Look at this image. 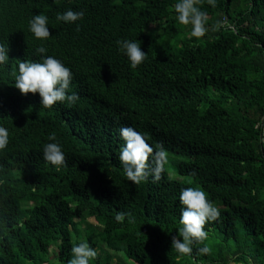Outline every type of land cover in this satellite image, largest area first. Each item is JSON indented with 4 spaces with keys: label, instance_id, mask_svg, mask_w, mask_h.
<instances>
[{
    "label": "trees",
    "instance_id": "obj_1",
    "mask_svg": "<svg viewBox=\"0 0 264 264\" xmlns=\"http://www.w3.org/2000/svg\"><path fill=\"white\" fill-rule=\"evenodd\" d=\"M176 2L0 0V42L9 45L0 68V127L8 132L0 264H68L81 241L97 252L90 264H112L98 250L132 264H264V0H198L210 26L200 39L177 22ZM69 9L83 10V19H55ZM41 13L46 40L28 28ZM217 20L224 26L212 31ZM121 39L140 43L147 59L132 68ZM40 45L70 67L75 103L46 108L38 93L15 87L20 60L39 59ZM128 126L175 159V178L164 164L158 180L154 172L128 180L119 159V130ZM52 133L65 153L60 166L43 158ZM196 186L220 217L205 224L207 241L181 255L172 248L183 226L179 197ZM89 217L103 228L101 242L79 235ZM205 244L208 253L199 251Z\"/></svg>",
    "mask_w": 264,
    "mask_h": 264
},
{
    "label": "clouds",
    "instance_id": "obj_2",
    "mask_svg": "<svg viewBox=\"0 0 264 264\" xmlns=\"http://www.w3.org/2000/svg\"><path fill=\"white\" fill-rule=\"evenodd\" d=\"M208 3L215 7V0H208ZM176 19L180 25L190 26V35L197 39L203 38L210 30L209 17L206 11L198 6V0H177L175 3ZM83 10L74 11L69 9L64 12H57L55 19L65 23H76L83 19ZM224 26L223 20H217L211 25L212 31H219ZM29 31L39 40H46L51 36L49 30V17L44 14H33L28 21ZM119 51L124 54L132 68L138 67L146 59L148 54L142 50L140 43L135 40L121 39L117 41ZM48 49L43 45L35 48V56L39 59L23 60L18 64V74L15 72V87L22 94L38 93L41 97L42 106L50 108L57 102L67 101L75 103L78 96L75 93L68 94L73 73L70 67L52 55H45ZM9 60V45L0 42V68L6 65ZM124 145L120 150L119 159L123 164L124 171L129 181L140 183L150 172L155 173V178H160L163 165L167 163V153L160 149L154 150L147 142V137L128 126L119 130ZM50 142L43 146V158L52 165L60 166L65 164V153L62 144L55 133L49 135ZM8 143V132L0 127V150H3ZM152 158L153 166L149 165V158ZM180 203L183 206L180 215V223L183 225L178 229V237H173L172 248L181 254L189 255L193 252L194 242L208 240V232L204 226L209 221H215L220 217V209L208 199L207 193L200 187H188L181 190ZM115 219L120 222L124 220V214H118ZM202 253L210 251L207 244L201 249ZM72 258L68 264H90V260L97 255L96 250L87 241L75 244L72 249Z\"/></svg>",
    "mask_w": 264,
    "mask_h": 264
},
{
    "label": "rangeland",
    "instance_id": "obj_3",
    "mask_svg": "<svg viewBox=\"0 0 264 264\" xmlns=\"http://www.w3.org/2000/svg\"><path fill=\"white\" fill-rule=\"evenodd\" d=\"M168 160L167 163L165 164L168 172L170 173L171 177H176V163L175 159L172 156H167ZM217 206L218 204L215 203ZM25 208V207H23ZM88 231V232H87ZM103 228L98 224V222L92 218L89 217L82 223V230L79 232V235L81 237H85L86 234H90L96 241L101 242V237L102 235ZM76 237V235H75ZM99 253L103 254L104 257L109 256L110 260L112 261V264H117L123 262L124 264H132L130 262H126L124 255L122 253H114V254H108V250H98ZM57 247L56 245H53L49 251V258L52 261L56 260V255H57Z\"/></svg>",
    "mask_w": 264,
    "mask_h": 264
}]
</instances>
